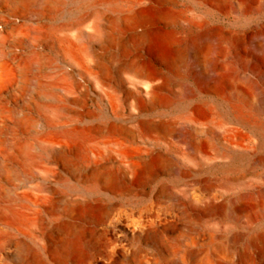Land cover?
Masks as SVG:
<instances>
[{
	"label": "rangeland",
	"instance_id": "obj_1",
	"mask_svg": "<svg viewBox=\"0 0 264 264\" xmlns=\"http://www.w3.org/2000/svg\"><path fill=\"white\" fill-rule=\"evenodd\" d=\"M13 5H34L11 17L24 29L40 19L33 10L55 7L39 35L44 86L49 88L51 79L66 68L59 48L62 36L88 52L84 61L90 73L82 75L73 64V82L84 84L82 107L71 102L65 106L58 90L48 101L57 107L50 116L68 117L73 127L85 129L76 165L56 169L49 179L50 166L37 148L35 157L21 156L16 174L6 179L8 190L0 192V264H17L16 242L22 239L47 264H54L41 243L54 221L69 223L63 212L69 205L79 213L80 233L65 264H103L115 247L130 242L127 215L153 214L173 202L194 207V202L201 205L219 196V201L243 199L252 205L256 198L261 207L254 214L264 219V0H0V30ZM196 22H201L200 29L190 25ZM210 31L223 37H201ZM27 42L21 51L33 48ZM95 74L102 84L94 80ZM149 76L156 78L153 98L139 92ZM189 113L196 121L186 119ZM34 114L43 124L41 114ZM113 121L120 126L114 135L141 162L134 174L126 172L120 155L111 149L114 135L107 128ZM36 129L42 132L43 125ZM229 135L241 144H232ZM95 161L108 181L84 177ZM50 189L57 209L40 214L41 230L26 223L21 211L32 213L30 199ZM202 218L209 228L236 221L223 208ZM144 248L153 251L151 245Z\"/></svg>",
	"mask_w": 264,
	"mask_h": 264
},
{
	"label": "bare ground",
	"instance_id": "obj_2",
	"mask_svg": "<svg viewBox=\"0 0 264 264\" xmlns=\"http://www.w3.org/2000/svg\"><path fill=\"white\" fill-rule=\"evenodd\" d=\"M31 6L34 5H13L8 12V17L3 18L4 26L2 27L4 28L0 30V192L3 189L8 190L5 186L6 179L16 174L15 166L18 159L21 156L35 157L37 148L45 154L43 158L50 166V170L46 172V177L49 179L56 176V169L61 167L66 169L76 165L75 156L78 155L84 135H86L85 129L79 130L81 126L73 127L68 117L56 120L53 116L57 107L48 101L54 100V91L58 90L62 94L63 101L66 102L65 106L68 102L76 103L80 107L84 105L85 94L81 90L84 84L73 82L75 70L73 64L79 68L82 75L89 74L90 70L84 61V54L88 52L85 53L84 49L77 46L72 38L60 37L59 48L66 68L55 81L51 79L49 88L44 86L41 82L44 58L39 35L43 29L48 27L47 23L51 20V15L55 13V7L54 5H41L37 11L33 10L32 15H37L40 19L36 24L26 26L27 29H24L21 22L12 20L11 17H18L22 9L29 11ZM43 19L46 21L43 22ZM190 25L201 28V22L190 23ZM108 35L111 41L115 40L114 36ZM262 36L264 37V32ZM201 37L207 40H220L223 35L210 31L202 33ZM25 41L33 46L29 52L21 51V44ZM260 50L263 51L264 48ZM94 80L98 84H102L103 81L96 74ZM155 81L156 78L149 76L139 92L144 93L146 97L153 98L157 94ZM36 110L43 117V124H41V119L35 116L34 111ZM52 113L54 114L50 116ZM79 115L80 118L84 116L82 112ZM186 119L196 121L193 113L187 114ZM42 125V132H37L35 128ZM119 128V123L113 121L108 125L107 131L114 135ZM236 138L231 136V143L240 145L239 139ZM109 143L112 145L111 149L120 155L128 174L139 171L141 162L136 159V154L129 152L121 137L114 135ZM192 148L197 150L198 147L192 144ZM99 156L100 154L97 157ZM83 175L93 180H109L108 175L103 171V166L98 161L90 164ZM229 180L226 182L229 183ZM215 184L213 182L214 186ZM219 200V196H214L201 205L194 202V207L184 205L183 202L182 205L173 202L174 205L169 204L170 207L160 211L155 210L153 214L127 215L124 226L130 242H124L125 244L119 248L115 247L111 254L107 253L110 255L106 256L103 264H264V219L254 214L261 207L260 201L255 198L253 204L248 205L243 199L234 202ZM30 201L34 205L32 211L29 210L32 213L22 210L21 216L26 219V223H32L42 230L43 222L40 214L54 212L56 208L54 192L50 189L48 193H37ZM221 208L233 212L236 221L224 227H205L202 215ZM63 212L69 216V223H62L60 218L59 221L51 224L50 233L48 232L45 236L41 234L44 236L43 243H41L43 252L54 264H65L64 260L75 249L74 243H77V240H74L80 233L78 232L80 217L78 218L79 213L77 214L75 206L69 205ZM52 233L58 234V238L53 237ZM26 242L23 239L16 242L17 264H47L40 253L35 250L36 248L33 249L28 245L29 242ZM144 245H151L153 251L146 250Z\"/></svg>",
	"mask_w": 264,
	"mask_h": 264
}]
</instances>
